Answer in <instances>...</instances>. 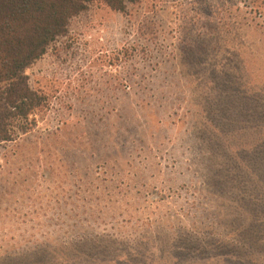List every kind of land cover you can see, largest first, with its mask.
Returning a JSON list of instances; mask_svg holds the SVG:
<instances>
[{"label":"rangeland","instance_id":"1","mask_svg":"<svg viewBox=\"0 0 264 264\" xmlns=\"http://www.w3.org/2000/svg\"><path fill=\"white\" fill-rule=\"evenodd\" d=\"M245 5L71 21L26 72L31 130L0 142V264H264V14Z\"/></svg>","mask_w":264,"mask_h":264},{"label":"trees","instance_id":"2","mask_svg":"<svg viewBox=\"0 0 264 264\" xmlns=\"http://www.w3.org/2000/svg\"><path fill=\"white\" fill-rule=\"evenodd\" d=\"M243 1L256 14H264V0ZM140 2L0 0V142L11 141L17 134H26L31 130L30 122L34 120L31 118L44 101L32 88L26 72L47 54L52 44L66 36L71 21L96 3L125 13L129 6ZM197 17L201 20V16Z\"/></svg>","mask_w":264,"mask_h":264}]
</instances>
